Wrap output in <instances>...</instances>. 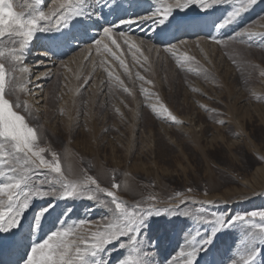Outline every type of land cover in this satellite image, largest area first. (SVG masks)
<instances>
[{"label":"rangeland","instance_id":"1","mask_svg":"<svg viewBox=\"0 0 264 264\" xmlns=\"http://www.w3.org/2000/svg\"><path fill=\"white\" fill-rule=\"evenodd\" d=\"M196 1L208 7L214 3L222 12L207 46L184 41L178 49L166 50L152 47L145 39L144 43L132 39V44H126L124 36H107V43L119 50L116 55L129 65L119 63L120 70L104 67L100 60L102 65L94 67L97 73L93 70L92 85L89 83L90 91L96 86L97 92L88 106L81 105L86 103V65L77 59L66 63L64 70L82 72L75 82L76 92L65 97L73 108L69 113L62 110L57 134L48 129L38 132V119L28 112L32 109L22 101L13 104V96L4 94L14 69L0 60L4 64V73L0 71V135H11L5 130L6 115L31 127L29 131L37 126L32 151L26 154L17 150L11 138L0 137V185L21 182L13 202L0 195V208L11 206L10 216L19 213L15 224L6 215L4 226L12 227L6 230L9 235L32 208L29 247L20 264H26L32 247L53 233L57 235L52 243L67 233L64 239L71 244L74 264H81L77 247L84 264H264V220L246 215L264 211V0ZM249 33L256 35L250 37ZM60 78L48 79L45 102H49V114L59 105ZM5 105H9L7 114ZM38 140L42 141L39 145ZM69 141L75 156L61 158ZM40 157L49 163L48 168L37 167ZM56 162L60 173L51 167ZM125 174L129 178L122 187ZM42 192L49 194L39 195ZM250 196L257 197L255 202L244 200ZM116 203L139 217L132 231L125 227ZM146 208L152 210L137 211ZM241 215L245 220L235 219ZM218 216H222V226L215 222ZM109 225L113 234L93 249L92 233L103 232ZM206 240L209 242L204 244Z\"/></svg>","mask_w":264,"mask_h":264},{"label":"bare ground","instance_id":"2","mask_svg":"<svg viewBox=\"0 0 264 264\" xmlns=\"http://www.w3.org/2000/svg\"><path fill=\"white\" fill-rule=\"evenodd\" d=\"M199 2L200 1H196V0L195 1H193V0H191V1L171 0L170 2H167L166 0H70L69 4L64 5V7H62L61 6V0H12L13 8L17 12L22 14L21 15L22 20H25V21L30 20V19L38 16L39 12H41V11H43L47 15H49L51 19L48 21L38 20L37 30H35L31 36L25 37L23 35V33L27 31V29H16V30H13L10 32H6L4 35L0 36V60H2L4 62L5 66L8 65V67L10 69L11 68L14 69V71L11 72V73H14V77L10 74V78H11L10 83L11 84L7 87L5 86L6 88L4 87L5 88L4 94H8V95L13 96V100L11 99L13 104L14 103L16 104V102H18V101H22L23 105H27L25 107H27L28 110L32 109L31 111H28L25 108L28 112H30V114H29L30 117H33L36 121L38 119V123H39L38 124V130L39 131L37 130L38 132L41 133L43 130L48 129L47 131H50V132H53L54 134H57L61 127L59 128V126L57 125L58 123H56V122L60 121L59 120L60 117L63 116V115L61 116L62 110H64V112H66V113H69L70 108L71 107L73 108L72 102H70L71 103L70 104L68 102L69 100H67V102L69 103V105H68L66 103L67 98H65V97L67 95H70L71 93L76 92V91H74L75 87H76L75 82L77 81V78L80 76L79 73L82 72V71H78V72L76 71V72L71 73L72 70H70V72H69V70H64L66 63H72L73 60L77 59L78 62H80V63L82 62L86 65V67L83 68V69L87 68V69H85L87 71V72L85 71L86 75H83L84 76L83 77L84 82H85V88H87L86 90L84 88V90H85L84 93L86 94V95H84V96H86V98L84 99V102H86V103L81 102V105L82 106H88V102L93 103V98L95 96L94 93L97 92V88L95 86L94 92L92 91L93 94H91L92 92L90 91V89H91L90 87H91L92 83H90V81L93 78V70L94 71L96 70V68L94 69V67L95 66L100 67L102 65L101 63H99L100 60L103 61L104 67L111 66L113 68H116L117 66H119V63H121V61H123L124 66L126 65L128 67V65H129V63L125 64L128 61L125 62L126 60H124L123 58H122V60H120V57H118L116 55V53H118L119 50H116L118 52L114 51L113 48L110 46V44L107 43L108 38L103 33V29L105 27H112V29H113L112 35H114V37H115V34L116 35L119 34L121 37L124 36V38H127V40L125 41L126 44H128V43L130 44L131 42H129V41H134V40H142V43H144L143 40L145 39V41L148 40L150 42L152 47H155V48H159V47L161 48L162 47L166 50L167 49L172 50L173 48L175 49L179 44H182V42H184V41H191L193 44L205 46L206 44H209L208 41H210V39H211L210 37H213L212 35H214L213 34L214 28H216L218 26V24H217L219 21L218 17H219V15H221L222 12L219 10V7L217 8V6H215L214 3H213V6H215V7H213V6L208 7V5L206 6V5L199 3ZM209 6H211V5H209ZM165 10H169L168 11V17H165V15H164ZM148 17H151V19H148ZM161 19H166V20L164 21V23L160 24L158 21ZM183 19H188V20L191 19L192 20L190 23L187 24L188 26H192L193 24L196 25L198 23L202 24V22H203V27H205L204 28L205 31L203 32L202 30L196 29L190 35L189 34H181V36L177 37L176 33L178 32V28H180L181 21ZM121 21H126V22L121 24L120 23ZM127 21H134L135 23L130 24ZM193 21H195V22L192 23ZM197 21H199V22H197ZM228 21L226 22L227 24H229ZM210 22H211L212 26L207 29L206 27L208 26V24ZM223 22H225V21H223ZM221 23H222V21H221ZM220 25H222V24H220ZM221 27L224 28V26H221ZM170 29H171V31H169ZM132 39H134V40H132ZM98 41H99V43H97ZM216 42H217V40H216ZM134 43H136V42H134ZM146 43H148V42H146ZM185 43H183V44H185ZM112 45H113V43H112ZM116 45L119 46L118 43H116ZM121 45H122V42H121ZM131 48H133V47H131ZM131 48H130V50H131ZM205 48H204V50H205ZM125 49H122L121 51H123V50L125 51ZM138 49L141 50V48H138ZM176 49H178V48H176ZM130 50H128V51H130ZM141 51H143V50H141ZM145 51H146V49H145ZM170 52H172V51H170ZM175 52H178V50H175L173 53H175ZM122 53H124V52H122ZM131 53H132L131 55H133V52H131ZM148 53H149V51H148ZM158 53H159V51H158ZM155 54H157V53H155ZM124 55H125V53H124ZM140 56H142V53H140ZM146 56L150 57V55L149 56L146 55ZM127 57H129V56H127ZM147 57H145V59H147ZM140 59H143V58L141 57ZM131 60H132V56H131ZM137 60H138V58H137ZM75 62L76 61H74V63ZM132 62L130 61L131 64H132ZM143 62H145V61H143ZM186 62H187V59H186ZM140 63H141V61H140ZM4 64H2V65L4 66ZM85 65H82V66H85ZM121 65L122 64H120V66ZM159 65H160V63H159ZM124 66H122V67H124ZM135 66H137V65H135ZM119 67H117V69ZM138 67H140V66H138ZM143 67H144V65H143ZM61 69H62V75L60 78ZM79 70H81V68ZM107 71H109V70H106V72ZM115 71L118 72L117 70H115ZM127 71H128V69H127ZM95 72L97 73V71H95ZM135 73H137V72H135ZM125 74H127V73H125ZM108 75H110V74H108ZM132 75H133V73H132ZM50 76H53V78H60V81L62 82V85L60 88L61 93H59L61 96V97L59 96L60 97L59 98L60 99L59 105L57 104L58 107H56V108L54 107L55 110L53 109L54 111L52 113L50 110V114H52V117L49 114V109L47 108V105H49V102H47V101L45 102V99L47 100V98H45V96L47 94V89H48L47 86H49L48 85V83H49L48 79ZM97 76H98V74H97ZM97 76H96V78H97ZM123 76H124V73H123ZM98 77L100 79V76H98ZM111 77H113V76H111ZM126 77H127V75H126ZM119 78H120V76H119ZM127 78H129V77H127ZM120 79L122 80V78H120ZM134 79H131V80H134ZM114 80H116V82H117V78ZM106 81H108V80H105V82ZM126 81H127V79H126ZM95 82H97V81H95ZM128 82H130V81H128ZM89 83L91 85H89ZM114 83H115V81H114ZM101 84H103V82H101ZM2 87H3V85H2ZM109 87H110V85H109ZM109 87H108V89H109ZM100 89H103V87L98 88L99 91H100ZM84 90H82V92ZM104 90H106V89H104ZM110 90L111 89H109V91ZM51 91H52V89H51ZM89 91L91 93H89ZM101 91H103V90H101ZM88 94H90V95H88ZM49 95H48V97H49ZM0 96L2 97L1 94H0ZM5 96H7V95H5ZM51 96L49 97L50 100H51ZM54 96H55V94H54ZM72 98H74V97H72ZM72 98H70V99L72 100ZM5 100H6V98L4 99V102H5ZM104 103H105V101H104ZM77 105L78 104H76V106ZM77 107H79V106H77ZM81 111H83V110H81ZM77 112L79 113V111H77ZM81 115L83 116V114H81ZM125 118H127V117H125ZM132 118L135 119V117H132ZM34 119H33V121H34ZM26 120L28 122V119H26ZM78 121H80V120H78ZM76 122H77V120H76ZM186 123H187V121H186ZM73 124L75 125V122ZM120 124H121V122H120ZM122 125H124V124H122ZM2 126H4V125H2ZM77 126H78V124H77ZM35 127H37V126L35 125ZM35 127L33 130H35ZM118 127H119V125H118ZM58 128H59V130H58ZM120 128H123V127H120ZM116 129H117V127H116ZM117 132L120 133L121 131H117ZM38 136L40 137V135H38ZM57 136H56V138H57ZM53 138H55V137H53ZM116 141H118V140H116ZM8 142H10V141H8ZM41 142H42L41 140H38V142H36V143H37V145H39ZM71 144L72 143L70 141L67 143L66 148L64 149V151L61 154L62 155L61 158L63 156L64 157L65 156H69V157L75 156L73 153ZM73 145H74V143H73ZM81 150H83V149L81 148ZM150 151H153V150H150ZM26 153H27V150L25 151V154ZM23 155H24V153H23ZM20 159H22V157H20ZM25 159H27V158H25ZM23 161L24 160L22 159V162ZM97 164L101 165V161L98 160ZM27 168H28V166H27ZM128 170H130V169H128ZM127 172H129V171H127ZM129 173H127V174H129ZM127 174H125L123 177L122 187L126 186V182H127L126 180L129 178L128 177L129 175H127ZM256 198H257L256 196H253V197L250 196V197H246L244 200L249 199V200H252V202H255ZM239 200H243V199H239ZM87 211L89 212V209ZM31 212H32V208L29 209L28 213L25 215V219L22 220L21 226L15 232H11L9 235L8 232H6V230L0 231V264H20V260L26 255L27 249L29 247L28 246L29 242L27 240V238H28L27 233H28L29 226L31 225V222H32V220H31L32 214H30ZM6 215L10 216L11 213L6 214ZM87 218H89V217H87ZM5 221H6V217H5ZM73 232L71 233L72 236H73ZM79 233H81V232H79ZM20 234H23V235H22V238L19 240L18 237ZM77 234H78V232H77ZM117 256L118 255H115L114 258H117ZM93 264H99V262H95V263L93 262Z\"/></svg>","mask_w":264,"mask_h":264},{"label":"snow or ice","instance_id":"3","mask_svg":"<svg viewBox=\"0 0 264 264\" xmlns=\"http://www.w3.org/2000/svg\"><path fill=\"white\" fill-rule=\"evenodd\" d=\"M250 2H255V0H250ZM70 3V0H61V6L64 7V5H67ZM0 36L4 35L6 32H10L16 29H27L26 32L23 33L25 37L31 36L35 30H37V23L38 20L42 21H48L50 20V16L47 15L45 12L41 11L39 12L38 16L30 19V20H22L21 19V13L17 12L13 8L12 0H0ZM168 11L165 10L164 15L165 17H168ZM233 15H237V13H233ZM148 19H151V17H148ZM166 19H161L158 22L160 24L164 23ZM126 21H121L120 23L123 24ZM128 23H135L134 21H127ZM112 27H105L103 29V33L106 36H111L112 34ZM250 37L252 34H248ZM99 43V41L97 42ZM113 43H115V40H113ZM123 64V61H121ZM0 71L3 72V66L0 65ZM4 73V72H3ZM10 104V101H9ZM9 105H5V112L8 113ZM31 127H25L24 123H21L18 118H8L6 115L5 118V130L7 133H11V135H0V137H8L11 138L12 141L15 142V147L20 152H25L26 150L28 152L32 151V141L36 139L34 131H29L28 129ZM42 151V150H41ZM34 155H39V153H34ZM33 164H36L35 160L31 161ZM37 167H43L48 168L49 163L45 161L43 157H40L39 165ZM51 167L54 169L56 173L61 172V166L59 162H56L51 165ZM89 180H92L91 177L88 178ZM92 183H96L94 180H92ZM21 188V182L18 180L15 183L12 184H3L0 185V195H6L9 202H13L16 199V194L14 190ZM73 190L72 192H68V196H72L74 194ZM49 193L42 192L39 193L41 196H47ZM109 196L114 197L115 194L113 192H108ZM26 199V198H25ZM28 206L27 203L23 204V207L26 208ZM116 209L119 210L120 215L124 218V225L128 228L129 232L133 230V226L138 223L139 217L135 213H130L127 211L125 206L122 203H116L115 204ZM151 208L146 209H138L139 213L148 211L150 212ZM13 212V208L10 206L7 209L0 208V231H5L8 229H11V224L6 228L4 225L7 223L5 221L6 214H10ZM19 215L17 212L16 215H12L9 217L12 224H15L16 218ZM251 217H260L261 220H264V211H253L251 213L246 214ZM222 216H218L217 219H215V222L218 225L223 224V220L221 218ZM235 219L238 220H245V215L237 216ZM119 231V229H117ZM112 227L109 225V227L101 232H93L92 237L94 240V243L91 245L93 249L99 248L100 245L104 244L106 235H112ZM57 234L53 233L52 237H49L48 239H45L43 243L37 244L36 246L32 247L31 254L27 256L26 264H74V260L72 258L71 253V244L68 242H65L64 236H67V233L64 234V236H61L60 239L56 243L50 242L53 237H55ZM121 235L123 233L121 232ZM209 241H204V244H207ZM75 243V242H72ZM81 243H86L85 241H81ZM88 248L85 247L84 252H87ZM76 255L80 258L81 264H84L83 260V254L81 251V248L77 247L75 249ZM94 254V252H93ZM188 264H193L192 261H189Z\"/></svg>","mask_w":264,"mask_h":264}]
</instances>
